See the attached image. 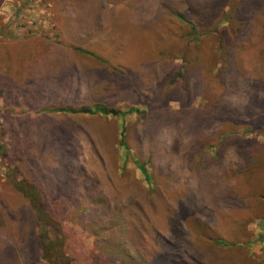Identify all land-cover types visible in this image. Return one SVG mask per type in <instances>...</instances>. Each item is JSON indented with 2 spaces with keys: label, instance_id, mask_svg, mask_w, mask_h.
Instances as JSON below:
<instances>
[{
  "label": "rangeland",
  "instance_id": "1",
  "mask_svg": "<svg viewBox=\"0 0 264 264\" xmlns=\"http://www.w3.org/2000/svg\"><path fill=\"white\" fill-rule=\"evenodd\" d=\"M240 3L0 0V264H48L31 185L71 264H264V10L228 25ZM97 107L119 115L71 112Z\"/></svg>",
  "mask_w": 264,
  "mask_h": 264
},
{
  "label": "trees",
  "instance_id": "2",
  "mask_svg": "<svg viewBox=\"0 0 264 264\" xmlns=\"http://www.w3.org/2000/svg\"><path fill=\"white\" fill-rule=\"evenodd\" d=\"M252 4H255V8L252 10V14H250V20L253 18L256 20L255 17H259L260 12L264 10V0H241L240 4H237L233 7L231 11H229L230 14L227 16V24L229 25L232 21H239L244 22L243 18H246V10L250 9L252 7ZM259 9V10H256ZM175 16L183 21L185 24L189 25L190 28L194 31V34H197V31L195 29V26L183 15L176 13ZM256 22V21H254ZM264 28V23L262 24ZM223 47V46H222ZM227 50L223 49V55L226 56ZM262 64V63H261ZM67 112L68 110H61ZM72 113H100L101 115H119L118 111L115 110H106L102 107H97L93 110L88 109H79V110H72ZM126 113H136L139 114L140 111L137 109H129ZM120 145L126 150L128 153L127 147L123 140L120 141ZM261 148L258 152V154H262L264 156V145H261ZM258 156V155H257ZM255 156V159L257 158ZM134 164L137 166V168L142 172L145 180H149L148 174L144 168L143 165H140L138 162H134ZM256 163L251 162V160L247 161V165H244L242 168V171H245L247 173L249 178L254 179L256 175H258V171H260L258 168L255 169ZM257 165V164H256ZM122 169H124V165L122 166ZM260 179L264 180V177L260 176ZM249 184V183H248ZM14 189L17 192H21L25 194V190L23 188V182H17L14 184ZM29 192V198H30V207L35 215V220L39 225V238H40V246H41V258L42 260L46 261L48 264H71V259L67 255L66 251L63 249V238L64 234H61V231L58 228V221L54 218V216L48 214L45 212L43 204L37 199L36 196L38 194V191L34 185H31V187L28 189ZM256 192L251 188L250 195L249 196H256ZM262 196H259V199H262ZM261 201V200H260ZM264 239H261L263 241ZM48 241V242H47Z\"/></svg>",
  "mask_w": 264,
  "mask_h": 264
}]
</instances>
